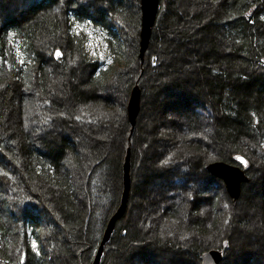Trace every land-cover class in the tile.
<instances>
[{"label": "trees", "instance_id": "trees-1", "mask_svg": "<svg viewBox=\"0 0 264 264\" xmlns=\"http://www.w3.org/2000/svg\"><path fill=\"white\" fill-rule=\"evenodd\" d=\"M32 1L39 5L35 6L36 9L32 8L33 13L27 19L18 21L19 14H9L11 22H8L0 13V110L10 100V93L15 92L17 95L16 89L22 88L25 93H19V108L23 111V108L31 106L34 111L28 113L27 120L34 112L37 121L40 112L48 109L52 102V87L57 80L52 78L51 63L59 64L58 79H61L62 88L69 89L72 94L67 105L69 112H76L80 106L102 99L98 93L105 90L103 85L110 69L101 71V64L110 55L108 50H111V57L116 61L121 57L120 49L130 46L128 29L133 35L138 34L139 1L109 0L114 9V21H109L107 16L96 19L86 15L82 12L84 0H61L66 6L63 17L52 8L53 5L48 6L50 0L42 3L43 0ZM204 1L195 0L193 5L195 10L189 19L195 22L192 26L194 29H190L191 24L183 20L177 8H173L172 15L162 21V10H159L152 28L150 45L156 39L157 24V27L161 25V50L167 56L168 50L177 48V44L188 45L187 48L191 49L198 45L203 49L206 47L207 50L202 53L194 52L195 62L179 63L185 66L190 63L196 70L197 95L217 115L212 125L207 124L214 133L212 139L217 152V158L214 159L222 160L229 154L226 161L237 164L233 157L240 152L244 137L251 139L254 145L252 150L263 158L264 0H216L215 7L208 4L207 0L204 4ZM201 3L205 5V10L200 9ZM5 5H1L5 11L22 8L21 2L14 4L13 0ZM86 5L89 7L90 3ZM170 35H175L177 39L166 38ZM61 38L65 40L66 47L58 43ZM96 43L101 46L94 48ZM116 44H119L118 50L114 53L112 47ZM159 45L160 41L153 44L156 49ZM66 50L78 54L87 67H99L100 74L97 75L99 71L93 70L85 83L75 81V73L69 77L70 80H66L67 67L62 64ZM58 51L62 53L57 55ZM47 52L51 63L46 58ZM132 52L134 55L138 53L137 44ZM103 65L105 67V63ZM169 71L166 69L165 73ZM181 71L175 68L173 72L182 74L184 71ZM113 75L116 78L123 76L124 83V68ZM179 84L175 83L177 86ZM53 108L59 111L66 109L65 103L61 101L53 102ZM81 115L90 120L93 111L86 109ZM82 122L83 118L73 116L67 125H83ZM198 125L200 128L205 126L201 122ZM33 132L30 130L22 133L19 126L11 122L6 124L4 120L0 122V264H91L105 224L120 200L122 180L121 165L120 171L117 170L118 157L105 159L104 145L86 150L90 156L97 158L87 173L86 200L82 201L74 192L71 170L73 165L81 162L82 151L73 147L72 142L64 137L44 139L42 143L47 152L42 151L35 142ZM248 169L249 165L246 171ZM112 170L117 171L114 176ZM186 175L189 178V174ZM34 186L41 187L44 192L42 196L47 201L43 216H30L28 211H35L37 207L34 204L36 201L31 199H37L32 192ZM17 211L26 214L25 217L21 218ZM124 229V235L117 233L119 249L128 247L136 240L141 241L144 235L136 226L132 231L128 227ZM201 231L208 232L206 229ZM80 245L85 249L79 251ZM219 245L218 248L225 247L224 242ZM190 247L193 257L197 256V260H200L204 250L201 242H192ZM106 251L104 249L103 255Z\"/></svg>", "mask_w": 264, "mask_h": 264}, {"label": "rangeland", "instance_id": "rangeland-1", "mask_svg": "<svg viewBox=\"0 0 264 264\" xmlns=\"http://www.w3.org/2000/svg\"><path fill=\"white\" fill-rule=\"evenodd\" d=\"M10 1L12 0H0L1 16L8 22H11L8 19L9 14H19L18 21H21L29 17L30 13H33L32 10L39 5L32 0H13L14 4L21 2L22 8H15L17 11L3 10L1 5L7 6ZM108 1L84 0L82 12L96 19L107 16L109 21H114L112 14L114 9ZM87 2L90 3L89 7L86 5ZM207 2L213 7L217 5L216 0H207ZM207 2L205 0L204 4ZM194 4L195 0H160L158 11L162 10L161 21L170 17L173 8H177L183 20L191 24L190 29H194L192 26L195 22L189 19L194 13ZM204 4H200L201 10H205ZM52 5L60 17L65 15L64 2L50 0L48 6ZM160 26L157 27L156 24V39L152 45L149 42L142 57L139 56V52L136 55L132 52L135 44L139 47V36L133 35L129 29L127 35L128 40L131 39L128 42L130 46L120 49L121 57L116 61L113 60L111 50H108L110 55L105 59V67L104 63L101 64L102 61L99 63L103 66L101 71L110 69L106 74L108 76L106 83L102 81L105 90L98 93L105 101L102 99L91 101L85 106H80L76 112H69L67 105L72 99V94L69 93V89L62 88L61 79H58L57 75L60 71L59 64L53 65L49 61L47 52L46 58L52 65V78L57 81L52 87L54 89L50 97L52 105L40 112L38 119L41 120L40 123L36 121L34 112L29 121L27 120L28 113L34 111L31 110V106L27 109L23 108V111L20 110L19 93H25L22 88L16 89L17 95L15 92L10 93V100L6 106L3 104L5 107L0 110V122L3 120L6 124L11 122L19 126L22 133L33 130L35 142L42 151L47 152L42 143L44 139L53 140L60 137L68 138L73 147L81 150V162L73 165L71 170L74 192L82 201L86 200L87 173L97 158L90 156L86 150L104 145L105 159L118 157L117 170L120 171L119 165H121L120 180H123V162L129 149L130 188L126 208L114 224L113 234L110 241L105 244L104 249L107 251L101 257L100 264H201L197 256L193 257L190 247L192 242H201L203 251L220 246L219 244L224 242V257L219 264H264V157L252 150L254 145L251 139L242 138L238 154L243 155L249 162L247 175L249 177L248 181L241 185L240 193L235 200L229 196L224 187L222 188V180L212 177L205 170L206 164L216 161L214 158H217L212 139L214 133L207 125H212L217 115L208 107L209 104L197 95L196 70L190 63L185 66L179 61L195 62L194 52L202 53L207 49L198 47L199 45L194 46V49L187 48L188 45H179L174 40L178 47L169 49L167 56L161 50L163 39ZM175 37V35L166 36L169 40L177 39ZM159 41V48L156 49L153 44ZM58 43L66 47L63 38ZM118 45L112 47V52L116 53ZM98 46L101 44L96 43L94 48ZM66 51L62 63L67 67L66 80H70L69 77L75 73V81L81 80L85 83V79H88L93 70L99 71V67L95 65L87 67L78 54ZM126 62L129 64L126 65ZM121 68L125 70L124 83L123 76L116 78L113 75ZM175 68L184 72L176 74L173 72ZM166 69L170 70L167 74ZM129 83L137 84L141 88L142 95L134 125L129 123L126 113L133 86L132 84L128 86ZM175 83L180 84L177 86ZM155 86L159 88L158 92ZM15 87H13L14 91ZM33 94L36 95V92ZM55 101L64 102L66 109L60 111L54 109ZM86 109L93 111V118L90 120L81 115ZM73 116L83 118V125L79 123L67 125ZM200 122L205 126L200 128L198 125ZM229 156V154L225 155L222 160L227 162ZM116 172L112 170L113 176ZM32 192L37 197V199L31 198L32 201L33 199L36 201L33 202L37 207L35 206V211L28 210L30 216L45 215L44 207L47 201L42 196L44 192L41 187L36 186L32 188ZM210 194H213L212 198ZM12 208L17 209L13 206ZM18 214L21 218L26 215L23 212ZM134 226L144 233L141 241L136 240L128 247L119 249L118 235L125 234L124 227L132 231ZM202 229L208 232H202ZM79 248V251L85 249L81 248V245Z\"/></svg>", "mask_w": 264, "mask_h": 264}, {"label": "water", "instance_id": "water-1", "mask_svg": "<svg viewBox=\"0 0 264 264\" xmlns=\"http://www.w3.org/2000/svg\"><path fill=\"white\" fill-rule=\"evenodd\" d=\"M160 0H139L140 5V27H139V47L138 52L139 56L142 57L143 52L149 45L152 28L155 24L158 7ZM141 88L135 84L132 86L126 106V113L128 121L131 125H134L136 116L140 110V97H141ZM127 154L123 162V188L121 192L120 202L116 210L109 217L108 222L103 231L101 240L98 244V247L95 251L91 264H100L101 257L104 251L106 242L110 240L112 235L114 224L117 219H119L126 208L127 196L130 188L129 181V149H127ZM240 156L243 158L237 160L236 157ZM235 161L237 164L231 162H225L223 160H216L206 164L205 168L209 173H212L217 178H220L224 184L226 192L229 196L235 200L241 190V185L248 181V176L246 174V158L237 154ZM223 250L215 247L210 248L206 251H203L200 256L201 264H219L223 259Z\"/></svg>", "mask_w": 264, "mask_h": 264}, {"label": "flooded vegetation", "instance_id": "flooded-vegetation-1", "mask_svg": "<svg viewBox=\"0 0 264 264\" xmlns=\"http://www.w3.org/2000/svg\"><path fill=\"white\" fill-rule=\"evenodd\" d=\"M205 170H206V168H205ZM207 171V170H206ZM246 174L248 175V170L246 171ZM210 175H212V177H216V176H214L212 173H210ZM249 177V176H248ZM223 183V182H222ZM245 184V183H244ZM213 185V184H212ZM223 187H224V184L222 185ZM210 187H212L213 188V186H210ZM224 189H225V187H224ZM226 191V190H225ZM210 197L212 198L213 197V194H210ZM209 197V198H210Z\"/></svg>", "mask_w": 264, "mask_h": 264}, {"label": "snow or ice", "instance_id": "snow-or-ice-1", "mask_svg": "<svg viewBox=\"0 0 264 264\" xmlns=\"http://www.w3.org/2000/svg\"><path fill=\"white\" fill-rule=\"evenodd\" d=\"M59 54H60V53H59V51H58V52H57V55H59ZM236 159H237V160H241L242 162H244V161H243V158L240 157V156H237Z\"/></svg>", "mask_w": 264, "mask_h": 264}]
</instances>
